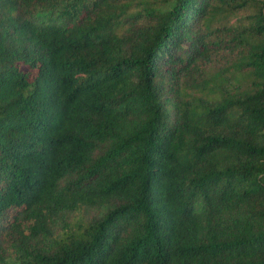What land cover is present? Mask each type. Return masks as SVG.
<instances>
[{
    "label": "trees",
    "instance_id": "1",
    "mask_svg": "<svg viewBox=\"0 0 264 264\" xmlns=\"http://www.w3.org/2000/svg\"><path fill=\"white\" fill-rule=\"evenodd\" d=\"M0 264H264V0H0Z\"/></svg>",
    "mask_w": 264,
    "mask_h": 264
}]
</instances>
